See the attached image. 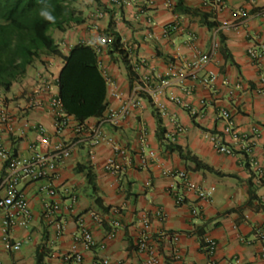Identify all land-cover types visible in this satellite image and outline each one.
<instances>
[{
    "label": "crops",
    "instance_id": "1",
    "mask_svg": "<svg viewBox=\"0 0 264 264\" xmlns=\"http://www.w3.org/2000/svg\"><path fill=\"white\" fill-rule=\"evenodd\" d=\"M100 3L83 5L84 22L64 32L54 31L52 36L62 56H67L77 45L96 50L97 38L116 35L127 64L116 50L100 46L98 68L125 96L135 85H145L139 94L143 107L131 112L120 128L90 118L77 132L78 123L69 117V125L57 131L45 105L28 109L27 104L31 98L46 101L58 96L57 79L64 65L61 57H44L8 93L0 92L16 118L17 133L4 138L10 153L29 157L42 150L34 126L45 129L51 144H74L71 156L58 167L55 184L61 208L56 220L62 229L59 232L42 216L47 200L41 190L43 183L21 185L31 220L27 229L10 233L13 242L22 243L18 252L0 245V263L65 264V256L76 252L82 255L81 264H100L105 258L111 264H142L136 243L147 219L163 264H264L257 236L258 230L264 231V55L255 64L247 53L264 47V0H222L221 5L184 0L182 8H176L175 0H127L119 10L108 9L106 0ZM97 11H104L105 16L96 20ZM165 28L168 32L163 35ZM195 50L210 57L196 75L204 78L213 72L216 81L211 88L198 85L190 73L178 77L170 72L177 56V62L187 61ZM140 58L146 64L131 69L135 78L131 82L127 67ZM156 74L168 85L153 98L154 85L147 86L142 79ZM44 79L48 87L42 94ZM110 90L106 85L107 107H116L118 102ZM157 104L184 129L174 143L169 139L171 125L159 117ZM221 111L230 114L239 134L237 141L223 134ZM27 123L32 127H26ZM99 123L125 155L108 145L91 149V133ZM141 126L145 129L143 141ZM215 142L232 154L217 152ZM148 150L154 151L155 159L142 168L141 157ZM112 155L123 166L115 176L104 170L105 160ZM192 158L211 170L197 168ZM171 172H186L200 188L214 187V197L199 199L185 190L182 180L167 175ZM87 174L93 185L88 184ZM80 219L97 243L91 250L75 240ZM112 221L121 227L108 240ZM207 239L215 243L211 256L205 252Z\"/></svg>",
    "mask_w": 264,
    "mask_h": 264
},
{
    "label": "built area",
    "instance_id": "2",
    "mask_svg": "<svg viewBox=\"0 0 264 264\" xmlns=\"http://www.w3.org/2000/svg\"><path fill=\"white\" fill-rule=\"evenodd\" d=\"M205 3L213 2L216 5H221L222 0H203ZM127 0H106V5L108 9L119 10L121 7L126 5ZM171 7V4L167 5ZM105 16L104 11H97L94 15L95 19H101ZM175 29V27H173ZM167 29L163 30V35L167 34ZM103 43L99 42V46L95 49L96 53H100V46H108L112 38L109 36H101ZM249 58L257 64L262 56L264 55V47H261L259 51L254 49H249L247 51ZM129 57V54H128ZM176 62L170 65V72L174 75L181 77L185 74L190 73V77L194 79L198 85L205 88H211L216 81V75L213 72H209L206 77L198 78L196 72L200 68H204L210 62V57L207 54L201 53L197 50L193 52L191 57L187 61H179L180 56L176 57ZM146 64L145 59L140 58L135 61L133 70H138ZM106 85L111 87L110 96L118 102V106H109L102 118H100L101 124H109L112 127L120 128L122 127L128 116L134 110H140L143 107L142 101L139 98L140 92L144 91V86L135 85L130 94L125 96L121 91L113 86L112 81L105 77ZM42 83L43 86L40 87V91L43 93L47 92V80ZM264 81V80H263ZM143 84L154 85L153 90H151V95L155 96L161 94L163 89L168 85V82L163 80L159 74L148 75L142 79ZM146 88V87H145ZM178 102V101H177ZM179 103V102H178ZM28 109L34 107H45L51 113L53 117L54 127L57 131L66 128L69 125V116H67L62 108V104L58 97H49L46 101L42 98H31L28 102ZM157 113L162 120H168L171 125V133L169 134V139L172 143L176 141V136L181 135L184 132L183 127L176 121V119L169 113L162 104H157ZM191 115L196 114L195 111H190ZM220 119L225 123L223 128V134L231 137L232 140L237 141L239 139V134L234 128L231 116L226 111H221ZM97 125L92 133L90 140V147L92 150L100 147L101 145H108L111 149L118 153L120 156L125 155V150L119 148L113 140L106 136L102 129L101 124ZM26 127H32L30 124H25ZM81 124L76 126L77 132L81 130ZM33 129L36 132V141L41 146L42 150L34 153L29 157H20L15 154L10 153L4 146V138L8 136H13L17 133L16 118L12 114L11 108L7 100L0 96V231L1 239L0 245L4 250L10 252H18L21 247V242H13L10 238V233L17 229H27L29 222L31 220V214L28 209L27 198L23 191L21 190V185L26 183L42 182L43 185L41 190L45 192L46 202L42 207L43 218L51 225H55L59 230L62 229V224H60L56 219L57 215L60 213V205L57 200V192L55 189L56 181L59 178L58 167L68 159L73 150L74 144L67 142H59L56 144H51L49 138L46 136V131L42 126H34ZM141 141L145 138V129L143 126L140 127ZM213 140V138H212ZM215 149L217 152L231 155V150L224 147L221 143L215 142ZM155 159V153L152 150H148L146 155L141 157L142 168L146 167ZM130 159L127 160V165L129 166ZM122 164L119 163L115 156L108 157L104 162V170L115 176L120 171H122ZM174 178H179L182 180L184 188L188 192L194 193L199 199L204 201H210L215 195V188L204 189L198 187L196 184L189 180L188 174L186 172H175L167 173ZM67 191V190H65ZM72 201H75V196L71 197ZM182 199H178V203H181ZM94 220L98 221V218L94 214L89 215ZM157 216H162L161 212H157ZM112 230L107 233L106 239H113L116 235V230L121 227L119 222L112 221ZM79 233L76 236V241L81 243L85 250H91L97 246V243L87 226L84 224L83 219L79 220ZM150 224L147 219L142 222V232L136 243L137 252L142 256V264H163L160 259L158 252V247L149 234ZM257 236L260 241V252L261 257L264 259V231L258 230ZM177 241V237L173 238ZM102 248L103 246L100 245ZM215 250V243L207 239L205 245V252L208 256H211ZM178 260L179 257H176ZM65 264H81L82 255L80 253L68 254L64 258ZM1 264V263H0ZM100 264H111L108 259H102Z\"/></svg>",
    "mask_w": 264,
    "mask_h": 264
},
{
    "label": "trees",
    "instance_id": "3",
    "mask_svg": "<svg viewBox=\"0 0 264 264\" xmlns=\"http://www.w3.org/2000/svg\"><path fill=\"white\" fill-rule=\"evenodd\" d=\"M48 2L55 9V23L39 17L41 4L38 0H0V92L8 93L31 67L43 63L44 57H61L64 65L57 79V97L64 113L78 124L90 118L100 119L107 109L106 82L98 68L96 51L88 46L77 45L67 56H62L52 36L54 31L64 32L84 22L82 0ZM100 2L92 0L97 6ZM175 2L176 8L184 6V0ZM182 12L187 13L188 10ZM108 36L112 38L108 47L123 56L127 64L120 39L114 34ZM131 69L133 67H127L132 82L135 78ZM192 161L197 168L211 170L195 158ZM87 177L88 184L93 185L90 174Z\"/></svg>",
    "mask_w": 264,
    "mask_h": 264
},
{
    "label": "clouds",
    "instance_id": "4",
    "mask_svg": "<svg viewBox=\"0 0 264 264\" xmlns=\"http://www.w3.org/2000/svg\"><path fill=\"white\" fill-rule=\"evenodd\" d=\"M38 2L41 4V7L38 10L39 17L44 21L55 23L56 16L54 15V11H55L54 7L48 2V0H38ZM97 41L103 43L102 38H97ZM89 43H93V42L89 41Z\"/></svg>",
    "mask_w": 264,
    "mask_h": 264
},
{
    "label": "rangeland",
    "instance_id": "5",
    "mask_svg": "<svg viewBox=\"0 0 264 264\" xmlns=\"http://www.w3.org/2000/svg\"><path fill=\"white\" fill-rule=\"evenodd\" d=\"M92 0H82V5L91 4Z\"/></svg>",
    "mask_w": 264,
    "mask_h": 264
}]
</instances>
